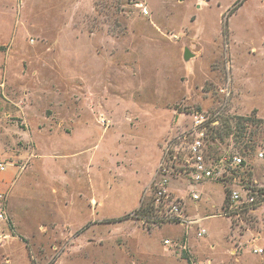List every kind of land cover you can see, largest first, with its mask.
I'll return each instance as SVG.
<instances>
[{"label": "rangeland", "instance_id": "rangeland-1", "mask_svg": "<svg viewBox=\"0 0 264 264\" xmlns=\"http://www.w3.org/2000/svg\"><path fill=\"white\" fill-rule=\"evenodd\" d=\"M0 10L16 48L9 73L0 65V176L15 170L0 189V264H264L252 252L264 250V0H0ZM195 115L254 133L246 156L230 137L212 144L244 160L224 180L191 185L182 171ZM160 163L182 216L151 204L143 223L135 211ZM243 189L255 204L227 214Z\"/></svg>", "mask_w": 264, "mask_h": 264}, {"label": "built area", "instance_id": "built-area-1", "mask_svg": "<svg viewBox=\"0 0 264 264\" xmlns=\"http://www.w3.org/2000/svg\"><path fill=\"white\" fill-rule=\"evenodd\" d=\"M0 87H3V82L0 80ZM207 124V119H205L202 115H195L194 122L192 125V131L195 136L191 140L188 145V153L186 155V159L184 162V168L182 171L187 172L190 182L193 184H199L206 181L212 180H224V171L226 170H236L242 166L244 160L239 154L229 153L228 156H220L217 161L210 160L205 155V127ZM212 126L217 124L216 120H212L210 123ZM169 152V149H166V153ZM172 154V153H171ZM263 152L260 151L257 154L258 158H263ZM172 156V155H171ZM168 157V160L171 161L172 165L170 168L172 170L176 169L173 167L174 161L177 157ZM164 158V157H163ZM8 164L5 163L2 159H0V172L5 171L6 166ZM159 180L154 183V187L152 188L151 193V204L153 206L154 211L157 214L166 215L164 218H169L173 220L181 219L183 212V201L178 200L176 198H171L168 191V183L169 178L173 175L171 174L163 165L160 163L158 166ZM177 174L174 176H178L181 174L180 170H176ZM246 192L247 198L244 200L241 199V194L238 190H232L230 193V199L233 202V206L227 211L231 216H239L240 211L243 209H249L250 206L254 205L255 200L252 193H248V190H244ZM192 200H198V195L195 193L191 194ZM6 201L7 195L6 193H0V222L6 219ZM143 223L145 220H141ZM192 223V221H191ZM205 233L203 228H200L197 231V236L202 237ZM165 244L174 245V243L169 242L168 240L164 241ZM254 247H256L253 244ZM181 250H186L185 247H180ZM252 252L257 255L264 254V250L261 248H253ZM191 264H202L199 261H191Z\"/></svg>", "mask_w": 264, "mask_h": 264}, {"label": "trees", "instance_id": "trees-1", "mask_svg": "<svg viewBox=\"0 0 264 264\" xmlns=\"http://www.w3.org/2000/svg\"><path fill=\"white\" fill-rule=\"evenodd\" d=\"M243 0H239V4ZM236 4L232 11L229 13L232 14L234 10L237 8ZM241 121H247L248 119H240ZM220 124V123H219ZM238 129H232L233 127L228 123L224 122L221 128L219 126H208L206 124L204 135H205V155L208 159L217 161L220 158V154L218 155L217 147L212 145L215 142H222L224 138L230 137L234 143L235 149L239 151L242 156H246L254 151L255 142L253 140L254 133L246 132L244 125L240 124ZM264 192V191H260ZM264 196V195H263ZM227 198V194L226 197ZM151 201H143L139 205L138 209L135 211V215L139 220H149L153 216L151 209ZM247 211V209H245ZM155 223V221H151V223Z\"/></svg>", "mask_w": 264, "mask_h": 264}, {"label": "crops", "instance_id": "crops-1", "mask_svg": "<svg viewBox=\"0 0 264 264\" xmlns=\"http://www.w3.org/2000/svg\"><path fill=\"white\" fill-rule=\"evenodd\" d=\"M5 7L6 6H4V8ZM5 13L6 11H4V14ZM10 35L11 33H10L9 25L7 22H5L3 15H0V65L5 64L4 69L6 70V73H9L8 70H9L10 61H11L10 59L12 58L11 56L12 53H9V51H13L16 49L15 46H13V48L11 49L12 45L10 44L12 43L11 42L12 38H10ZM239 98L240 97L237 95L235 98L237 102L239 101ZM14 175H15V170L9 171L5 175H1L0 176V189L7 188L10 185L11 180L13 179Z\"/></svg>", "mask_w": 264, "mask_h": 264}, {"label": "water", "instance_id": "water-1", "mask_svg": "<svg viewBox=\"0 0 264 264\" xmlns=\"http://www.w3.org/2000/svg\"><path fill=\"white\" fill-rule=\"evenodd\" d=\"M192 55L189 53L188 49H184L183 51V60L188 61L189 58H191Z\"/></svg>", "mask_w": 264, "mask_h": 264}]
</instances>
